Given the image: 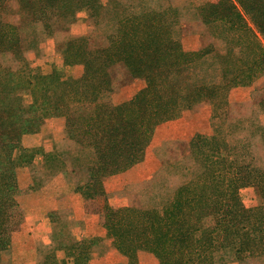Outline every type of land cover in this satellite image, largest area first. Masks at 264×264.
I'll use <instances>...</instances> for the list:
<instances>
[{"label":"trees","instance_id":"16d2710c","mask_svg":"<svg viewBox=\"0 0 264 264\" xmlns=\"http://www.w3.org/2000/svg\"><path fill=\"white\" fill-rule=\"evenodd\" d=\"M12 1L17 2L18 13L34 26L42 17L49 16L50 22L60 24L85 11L93 24L105 27V45L100 48H91L85 39L65 43V64L82 66L83 75L65 83L60 94L49 95V116L65 119L66 133L74 146L69 162L84 179L75 190L86 202H104L102 227L112 248L129 263L139 252H145L159 264H214L217 249L228 243L236 257L247 254L264 260V168L250 166L248 157L237 155L233 149L235 156L221 137L196 135L190 141L199 164L208 167L204 160L210 163L215 159L211 185L219 192L218 199L209 200L202 185L193 191L182 186L157 210L115 211L106 206L103 187L106 179L143 161L158 126L201 103L212 104L218 112L226 105L231 89L250 86L264 75L260 42L264 40V0H217L196 9L205 26L220 28L231 38L232 44L228 43L223 52L212 44L185 51L175 37L179 10L170 7L136 11L130 3L117 0H108L105 6L99 0H0V55L11 52L18 57V35L11 33L18 28L2 18ZM214 55L223 63L221 83L195 82L196 67ZM117 65L123 66L132 79L143 81L144 87L131 100L113 106L104 96L111 88L109 70ZM4 73L0 69V140L9 138L2 149L6 154L26 125L21 121L24 113L19 97L11 96L16 88L11 90ZM262 106L264 109V101ZM12 165L0 166L5 204L0 219V252L8 246L11 211L16 208L11 200L15 183ZM225 171L231 178L219 186L214 179L226 180ZM250 182L261 196L254 212L243 210L237 198L239 187ZM208 208L216 212L211 228L204 227L207 217L201 213ZM71 241L69 236L64 250L74 258V264H87L93 247L100 242L97 238Z\"/></svg>","mask_w":264,"mask_h":264},{"label":"rangeland","instance_id":"374dc122","mask_svg":"<svg viewBox=\"0 0 264 264\" xmlns=\"http://www.w3.org/2000/svg\"><path fill=\"white\" fill-rule=\"evenodd\" d=\"M99 1L105 6L108 0ZM117 1L130 3L136 11L178 9L180 24L175 37L185 51H196L212 44L223 52L232 44L231 38L220 28L205 26L196 13L198 7L217 0ZM114 4L116 1L112 6ZM18 9L17 2H10L2 18L18 28L11 33L18 35L15 49L20 55L17 57L11 52L0 55V69L7 73L6 82L12 86L11 90L16 88L11 96L19 97L24 113L21 121L26 126L6 154L2 149L9 138L0 140V166L13 163L10 172L15 183L11 200L16 205L11 211L12 230L7 231L9 243L0 252V264H74V258L64 250L69 236L75 243L92 238L100 240L93 247L87 264H159L154 256L145 252H139L136 260L129 263L112 248L102 227L104 202H86L75 190L84 179L73 171L69 162L72 154L69 151H73L74 146L68 139L65 119L49 116V95L60 94L65 83L83 75L82 66L65 64L62 56L65 43L85 39L91 48H100L105 45V27L93 24L85 11L75 13L70 21L60 24L50 22L49 16L42 17L34 26V22L30 24L18 13ZM245 22L252 27L248 19ZM260 42L264 49V40ZM222 70L220 58L210 56L196 67L194 81L220 84ZM109 76L111 88L104 101L113 106L131 100L144 87L143 81L132 79L120 65L112 67ZM263 101L264 75L250 86L231 89L226 95V105L218 112L212 104L201 103L182 112L179 118L158 126L143 161L105 180L106 206L115 211L130 208L150 212L159 209L182 186L193 191L202 185L206 187L209 200L218 199L219 192L211 185L215 159L210 163L204 160L210 168L196 161L190 147L196 135L221 137L235 156L236 153L245 155L248 157L246 163L263 169ZM224 173L226 180L214 179L219 186L231 178L227 171ZM3 198L0 188V219L5 205ZM237 198L246 211L254 212L261 203L259 191L252 182L239 187ZM201 213L207 217L203 222L205 228L215 226L216 212L212 208L201 210ZM223 244L214 255V264H264V260L252 259L247 254L236 257L234 251L227 248L228 243Z\"/></svg>","mask_w":264,"mask_h":264}]
</instances>
